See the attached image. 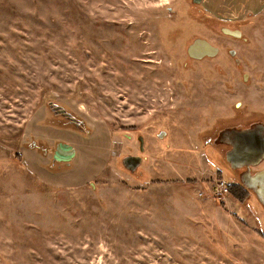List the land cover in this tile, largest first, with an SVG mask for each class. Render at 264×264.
<instances>
[{
	"label": "rangeland",
	"instance_id": "374dc122",
	"mask_svg": "<svg viewBox=\"0 0 264 264\" xmlns=\"http://www.w3.org/2000/svg\"><path fill=\"white\" fill-rule=\"evenodd\" d=\"M194 39L216 56L192 59ZM254 124L264 11L222 23L194 0H0V264H264V204L216 140ZM61 142L75 155L60 164Z\"/></svg>",
	"mask_w": 264,
	"mask_h": 264
},
{
	"label": "water",
	"instance_id": "95a60500",
	"mask_svg": "<svg viewBox=\"0 0 264 264\" xmlns=\"http://www.w3.org/2000/svg\"><path fill=\"white\" fill-rule=\"evenodd\" d=\"M199 4L200 0H194ZM225 34L234 37L239 36L236 30H222ZM217 49L212 47L207 41L194 39L188 46L186 54L194 59H201L204 56L214 57ZM233 55V52H230ZM227 136H232L234 142H229V149L225 153V161L232 170L244 169L245 171L239 176V182L245 190L251 191L256 196L257 201L264 204V168L255 173H251V168L257 166L264 159V125L254 124L247 129L232 128L227 130ZM160 138L161 135H158ZM139 151L142 152V141L138 138ZM75 155L74 149L68 144H59L53 154L52 159L55 161L69 162ZM123 166L133 171L141 163L139 156H128L122 160Z\"/></svg>",
	"mask_w": 264,
	"mask_h": 264
},
{
	"label": "crops",
	"instance_id": "0c3cea01",
	"mask_svg": "<svg viewBox=\"0 0 264 264\" xmlns=\"http://www.w3.org/2000/svg\"><path fill=\"white\" fill-rule=\"evenodd\" d=\"M200 5L204 12L209 13L212 18L224 23H243L247 18H252L264 11V4L262 0H224L218 12H212L207 6L203 4L204 0H200ZM203 4V5H202ZM230 11H240L239 13H231ZM220 12H229L222 14ZM215 13V14H214ZM63 142V141H62ZM61 142V143H62Z\"/></svg>",
	"mask_w": 264,
	"mask_h": 264
},
{
	"label": "built area",
	"instance_id": "2783aa9c",
	"mask_svg": "<svg viewBox=\"0 0 264 264\" xmlns=\"http://www.w3.org/2000/svg\"><path fill=\"white\" fill-rule=\"evenodd\" d=\"M212 183L210 196L218 201L224 200L230 191L228 183L224 182L221 178L213 180Z\"/></svg>",
	"mask_w": 264,
	"mask_h": 264
},
{
	"label": "flooded vegetation",
	"instance_id": "af4514ba",
	"mask_svg": "<svg viewBox=\"0 0 264 264\" xmlns=\"http://www.w3.org/2000/svg\"><path fill=\"white\" fill-rule=\"evenodd\" d=\"M200 3H201V1H200ZM200 3H199V5H200ZM208 42V41H207ZM209 43V42H208ZM210 44V43H209ZM211 45V44H210ZM212 46V45H211ZM213 47V46H212ZM217 49V48H216ZM230 52H233V51H230ZM230 52H229V54H230ZM217 53V52H216ZM230 55H232V54H230ZM233 55H234V52H233ZM215 56H216V54H215ZM205 57H210V56H204V57H202L201 59H194V58H192V59H194L195 61L197 60V61H200V60H202L203 58H205ZM227 130L228 129H221V130H219L218 131V133H217V135H216V140L218 141V142H220V143H224V144H226L227 146H228V149L230 148L229 147V145H228V143L229 142H234V140H233V137L232 136H227ZM139 138V137H138ZM138 138H137V142H138ZM59 145V144H58ZM57 145V146H58ZM140 145V144H139ZM56 146V147H57ZM56 147H55V149H56ZM138 150H139V148H138ZM54 152H55V150H54ZM54 154V153H53ZM134 156V155H133ZM52 157H53V155H52ZM53 161H55V160H53ZM55 162H58V163H62V162H64V163H66V161H55ZM70 162V161H69ZM136 169V168H135ZM252 169V168H251ZM128 170V169H127ZM239 170H241V172H240V175L245 171L244 169H239ZM130 171V170H129ZM134 171V170H133ZM132 171V172H133ZM257 171H259V170H257ZM257 171H255V172H257ZM255 172H252L251 171V173H255ZM239 175V176H240Z\"/></svg>",
	"mask_w": 264,
	"mask_h": 264
},
{
	"label": "trees",
	"instance_id": "16d2710c",
	"mask_svg": "<svg viewBox=\"0 0 264 264\" xmlns=\"http://www.w3.org/2000/svg\"><path fill=\"white\" fill-rule=\"evenodd\" d=\"M234 186H235V185H234ZM234 186H232V188H234ZM229 187H230V186H229ZM232 188H231V189H232ZM238 188H239V190H240L239 193L242 194V195L245 194L246 191H247V190H245L242 186H239Z\"/></svg>",
	"mask_w": 264,
	"mask_h": 264
}]
</instances>
